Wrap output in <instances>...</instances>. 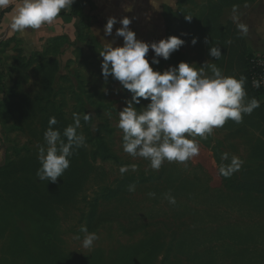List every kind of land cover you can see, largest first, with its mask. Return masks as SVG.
Returning a JSON list of instances; mask_svg holds the SVG:
<instances>
[{
  "label": "rangeland",
  "instance_id": "obj_1",
  "mask_svg": "<svg viewBox=\"0 0 264 264\" xmlns=\"http://www.w3.org/2000/svg\"><path fill=\"white\" fill-rule=\"evenodd\" d=\"M167 6L175 10V0H169ZM79 33L81 32H76V39ZM164 33L163 31L158 37L146 35L143 39L149 44L158 42L167 38ZM103 48L100 44L94 51H90L85 43L67 40L59 46L55 45L54 50L47 52L45 57L55 58L58 62L54 102L61 105L66 127L73 123V113H90V121L81 119L79 132L89 136L88 138L106 136L109 150L121 162L97 159L93 164L94 171L72 195V202L55 207L56 222H52L49 227L51 236L45 238L48 240V250L59 251L57 253L65 258L63 264H139V260L117 258L118 251L132 250L140 241L163 234L164 243H168L173 236L175 242L181 241L175 246V259L164 262L161 260L162 255H159L154 260H143L142 264H264V203L258 206L241 194L228 195L219 176V165L212 151L201 140L195 138L200 147L197 156L185 163L165 161L158 171L150 167L148 160L134 158L124 152L123 133L117 127L119 112L126 107L133 94L111 75L107 79L102 75L103 58L99 52ZM179 51L187 57L190 54L187 46H181ZM36 52L39 51H24L22 43L13 41V38L1 42L0 104L13 86L18 74L16 69L20 65H28L23 73L24 81L20 91L27 99H32L37 94L40 79L37 65L40 60L35 55ZM193 53L191 51L190 55ZM146 55L150 65L157 70L156 64H152L154 51L150 48ZM158 59L161 72L170 66L175 67V51L167 60L162 57ZM77 75L83 81V92L77 89ZM94 92L104 95V98H88ZM76 95L81 96L80 102L75 99ZM13 102L17 104L18 100ZM149 102L150 100L140 98V103L134 106L141 112ZM32 116L28 119L30 126L17 131H7L8 124H3L0 118V165L7 155L11 159L15 158L11 147L20 150L19 159L25 158L28 150L30 156H34L39 162L38 151L39 146L44 144L45 131L43 118L37 114ZM103 122L106 123L109 134L99 126ZM256 139L255 132H240L231 136L225 131L214 129L205 140L211 146H217L215 149L221 154L228 153V160L237 156L246 165ZM88 146L86 143V147ZM133 164L136 165L135 171L130 168L125 174H120L121 166ZM129 177L136 180L151 179L138 183L134 192H124L123 181ZM35 182L38 183V179ZM21 183H27L24 176L21 177ZM114 188H121L120 194L116 199L106 201L108 190ZM150 192L155 193V196L150 197ZM169 193L176 199L174 205L166 198ZM98 198L99 201L96 200ZM91 211H95L92 223ZM82 225L100 237L91 249L82 247L85 235L80 232ZM15 228L21 232L19 248L12 246L13 234L11 230H7L0 236L1 263L34 264L41 248L38 243H34L32 228L22 219L15 224ZM223 232H228L227 237L220 235ZM229 232H234L235 236L229 235ZM188 243L194 247L197 245L196 250L192 249L188 253ZM11 251L18 254L17 257L11 255ZM94 253L96 255L92 256Z\"/></svg>",
  "mask_w": 264,
  "mask_h": 264
},
{
  "label": "clouds",
  "instance_id": "obj_2",
  "mask_svg": "<svg viewBox=\"0 0 264 264\" xmlns=\"http://www.w3.org/2000/svg\"><path fill=\"white\" fill-rule=\"evenodd\" d=\"M74 0H22L10 28L14 32L24 34L27 30H39L43 25L56 21L62 10L71 8ZM11 0H0V8L7 7ZM191 21L192 16H185ZM131 19L123 17L116 29L115 35L123 38V45L113 47L109 42L99 52L103 58L102 75H109L118 80L124 89L133 95L119 112L117 127L122 131L123 150L132 157H139L150 162L153 170H159L165 161L185 163L200 151L195 137L207 139L216 128H221L228 120L241 123L244 115H250L260 106L255 98L247 99L244 87L246 77L225 76L215 64L205 63L199 69L195 63L181 61L176 67H169L160 72L150 65L146 54L151 48L155 55L152 64H159L158 57L167 60L185 41L178 36H169L158 42L138 40L133 30L129 28ZM115 17H110L104 27L106 35H112ZM239 27L246 33L244 25ZM208 43L207 39L205 40ZM191 43L195 45L197 38ZM209 55L215 59L221 56L219 47L211 46ZM211 71L208 75L205 69ZM259 86V81L253 82ZM140 98L150 100L143 111L138 112L134 104L140 103ZM81 119L88 122L90 113H73V123L64 128L63 133L53 126L58 122L50 117L48 128L43 134L44 144L39 146L38 160L40 168L36 177L40 181L55 183L70 167V157L78 149L86 147V137L77 130L81 127ZM66 138V139H65ZM229 159L228 153L221 154V161ZM244 161L232 156L228 164L221 163L219 172L224 177H230L239 171ZM136 165H123L119 172L125 174ZM129 192L135 191V185L128 186ZM154 197L155 193H148ZM170 204L176 199L170 193L166 196ZM80 232L84 233L82 247L91 249L99 240V235L89 232L82 225ZM79 238V237H78Z\"/></svg>",
  "mask_w": 264,
  "mask_h": 264
},
{
  "label": "trees",
  "instance_id": "obj_3",
  "mask_svg": "<svg viewBox=\"0 0 264 264\" xmlns=\"http://www.w3.org/2000/svg\"><path fill=\"white\" fill-rule=\"evenodd\" d=\"M85 5V2L79 4L80 7H84ZM188 5L194 6L195 4L188 0H178L176 10L167 5L161 6L165 22L166 37L173 35L180 37L185 41L182 47H185L191 42L192 38L195 37L197 38L196 45H199L203 50L206 49L207 52H209L211 46L221 49V56L219 59L209 56L215 61L214 64L217 67L221 70L225 68V73L235 68L239 70L240 76L246 77L244 87L247 92V99L251 100L255 98L260 102V106L254 109V111L248 115L249 117L243 118V120L248 122L249 119L253 118L257 124L262 126L263 131L261 134L264 136V98L259 90L252 88L250 85V59L254 54L248 50L243 37L231 22L228 21L224 25L220 22V9L234 4H211L207 12L208 14L194 17L191 21L185 19V16L190 15ZM72 12L73 14L81 13V10L77 12L76 8L73 7ZM86 29L87 27L84 25L81 27L79 30L81 33H79L77 39L85 43L90 51H94L100 44L88 33V31H86ZM206 39L208 43L205 42ZM14 40L13 38V41ZM15 41L20 42L19 40ZM61 42L65 43L67 39L62 36L49 39L46 41L43 49L35 53L40 60V64L37 65L40 79L38 83V92L32 99H27L26 95L20 91L22 81H24L23 73L28 65H20L19 69H16V71L18 70V74L15 76L14 84L0 104V118L3 124H8L7 131H17L24 127L28 128L30 126L29 117H33L32 115L36 116L37 114L40 118H43L44 131L49 126V118L54 116L58 123L53 127L59 129L61 134L63 133L67 124L61 112V105L54 102L57 93L54 80L58 69V62L55 58H45L47 57V52H52L55 45L59 46ZM180 48L175 51V67L178 66L181 61L189 63V58L179 51ZM156 66L157 70L161 72L160 63L156 64ZM207 71L211 73L208 68ZM77 80V89L83 92V81L79 75H77ZM79 96L80 95H76L75 99L80 102L81 96ZM91 97L103 99L104 95L94 92L88 95V98ZM15 99L18 100L17 104L13 102ZM102 108H104L103 105ZM99 126L106 131L105 122ZM77 131L79 132V130ZM106 134H109V132L106 131ZM85 137L86 143H88L89 146L81 147L70 157V167L55 183L50 181H39L36 177V171L41 165L34 156H30L28 150L26 155H24L26 157L19 159L20 157L18 154L20 150L11 147L12 152L15 153V158L11 159L7 155L3 164L0 165V236L7 230H11L13 234L12 246L19 248L21 232L16 230L15 224L19 222V219L27 223L33 230L32 236L35 237L34 243H38V246L41 248V250L38 251V255L35 257L34 264H63L65 262V258L57 253L59 251L52 252L53 250H48V245L46 244L48 240L45 239L51 236L49 234L51 231L49 228L51 223L56 222L55 207L58 205H68L72 202V195L80 188L82 181L94 171L95 168L93 164L97 159L121 163L109 150L106 136H97L95 138H88L89 136ZM197 139L201 140V143L212 151L219 167L221 163L228 164V162H230V160L221 161V152L215 149L218 148L217 146H211L205 139L199 136H197ZM236 172L234 176L231 175L227 178L222 176L219 172L222 185L227 191V194H241L242 197L246 196L249 198L250 203L258 206L264 203V140H260L255 145L248 154L247 164L243 165L240 170ZM23 176L27 180L26 184L21 183V177ZM36 179H38V183L35 182ZM141 179L149 181L151 177ZM143 180H140V178L139 180L131 177L126 178L123 181V191L125 192L128 190L129 185L134 184L136 186L138 183L143 182ZM120 192L121 188L108 190L105 200L112 201L116 199ZM9 197H11L10 200ZM96 200L99 201V198ZM95 203L94 200V204ZM94 204L93 208L95 209L96 204ZM94 215L95 211H91V223L94 221ZM220 235H225L222 237H227L228 232H226V234L223 232ZM229 235L234 237L235 233L229 232ZM164 241L163 234L152 236V238L137 243L132 250H119L117 258L135 261L139 260V264H142L143 260H154L159 255H162L161 260L168 262L167 260L175 259V246L181 241L175 242V236H173L168 243H164ZM196 247L197 245L194 247V245L188 243L187 252L189 253L192 249L193 251L196 250ZM11 255H16L17 257L18 254H13L11 251ZM95 255L96 253L92 256ZM188 256L191 255L189 254ZM0 264H2L1 261Z\"/></svg>",
  "mask_w": 264,
  "mask_h": 264
},
{
  "label": "crops",
  "instance_id": "obj_4",
  "mask_svg": "<svg viewBox=\"0 0 264 264\" xmlns=\"http://www.w3.org/2000/svg\"><path fill=\"white\" fill-rule=\"evenodd\" d=\"M169 0H74L71 8L62 10L56 21L50 25H43L39 30H27L24 34L14 32L10 28L11 21L16 15L17 9L22 0H11V3L4 8H0V44L2 41L14 38L19 40L23 45V50L27 52L41 51L49 39L62 36L69 42L79 40L76 39L75 34L84 25L87 27L86 31L92 36H95L97 41L105 47L109 42L113 47L122 46L124 41L122 37L115 35L116 29L122 25L119 21L123 17L131 19L129 28L136 34L138 40H145L143 36L150 35L158 37V35L165 32V22L161 11L163 4L168 5ZM177 1L175 0V10L177 8ZM194 2V6L188 5L190 16L200 17L208 14V9L211 4L231 3L229 7H222L220 9V22L226 24L231 22L235 29L243 37L245 44L249 51L254 55H264V0H188ZM84 7L79 4L84 3ZM79 6V7H78ZM171 7V5L169 4ZM76 8L77 12L73 14L72 9ZM110 17H115L117 23L113 25L112 35H106L104 27ZM244 25L247 29L246 33L242 31L239 25ZM165 34V33H164ZM147 42V40H145ZM188 49L194 52L193 55L188 56L189 63H195V67L199 69L205 63L214 64L209 52L203 50L199 45H193L189 42ZM196 57V58H195ZM234 68V66H233ZM225 69V68H224ZM225 76L240 77L238 69H233L225 73ZM208 75L210 72L205 69ZM249 117L244 115L243 118ZM215 130L225 131L228 134L236 135L240 132H255L257 139L255 145L264 140L261 132L262 126L257 124L253 118L249 121L242 120L241 123L228 120L225 125Z\"/></svg>",
  "mask_w": 264,
  "mask_h": 264
},
{
  "label": "built area",
  "instance_id": "obj_5",
  "mask_svg": "<svg viewBox=\"0 0 264 264\" xmlns=\"http://www.w3.org/2000/svg\"><path fill=\"white\" fill-rule=\"evenodd\" d=\"M259 81V86H254L253 82ZM250 85L259 90L264 98V55H253L250 59Z\"/></svg>",
  "mask_w": 264,
  "mask_h": 264
}]
</instances>
